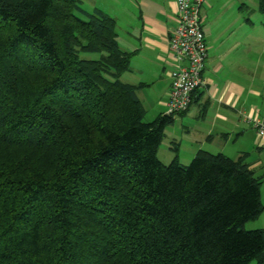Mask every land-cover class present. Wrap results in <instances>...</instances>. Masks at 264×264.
<instances>
[{"label": "trees", "instance_id": "16d2710c", "mask_svg": "<svg viewBox=\"0 0 264 264\" xmlns=\"http://www.w3.org/2000/svg\"><path fill=\"white\" fill-rule=\"evenodd\" d=\"M131 57L79 0H0V264H264L260 179L161 163L173 116L144 121Z\"/></svg>", "mask_w": 264, "mask_h": 264}, {"label": "crops", "instance_id": "0c3cea01", "mask_svg": "<svg viewBox=\"0 0 264 264\" xmlns=\"http://www.w3.org/2000/svg\"><path fill=\"white\" fill-rule=\"evenodd\" d=\"M79 1L86 10L99 9L115 19L118 46L132 53L122 81L137 87L139 99L150 91L157 97L154 105L166 107L169 73L177 65L169 48L177 24L175 0ZM247 1L205 0L200 10L208 53L202 71L205 85L193 92L190 107L179 114L181 141L170 149L182 165H188L185 161L191 162L199 150L232 160L244 156L261 181L264 204V140L244 121V117L264 118V25L262 20L257 25L251 21ZM113 8L119 20L111 15ZM232 145L234 151L228 149ZM253 222L250 229L264 230V212Z\"/></svg>", "mask_w": 264, "mask_h": 264}, {"label": "built area", "instance_id": "2783aa9c", "mask_svg": "<svg viewBox=\"0 0 264 264\" xmlns=\"http://www.w3.org/2000/svg\"><path fill=\"white\" fill-rule=\"evenodd\" d=\"M205 0H175L176 28L169 39L177 65L170 71L171 87L166 103V115H178L188 110L192 94L204 87L202 78L208 56L205 36L200 21V10ZM258 139L264 140V118L244 117Z\"/></svg>", "mask_w": 264, "mask_h": 264}, {"label": "rangeland", "instance_id": "374dc122", "mask_svg": "<svg viewBox=\"0 0 264 264\" xmlns=\"http://www.w3.org/2000/svg\"><path fill=\"white\" fill-rule=\"evenodd\" d=\"M84 4L88 5L87 2H85ZM245 4L248 8V9H245V11L249 10L251 21L253 23H255V25H257V24H260L259 22H260V20H262V25H264V13H262L259 9V0H248ZM89 10H91V9H89ZM110 12H111L112 16L117 17L116 11L114 10V8L111 9ZM118 20H119V18H118ZM262 43H264V42H262ZM88 57L94 58V56H90V55H88ZM145 96L146 97L144 98V100L140 98L143 101L142 104H143L144 109L146 111L145 116H144V121L149 122V121L154 120L159 115V113L166 114V112H167L166 107H163V108L161 107V109H160V108H158V106L154 105V101H156V98H157L155 93L150 92V91H148V92L146 91ZM164 100H166L165 97H164ZM173 120H174L173 124L166 127V129L164 131V136L162 138V141L159 145L158 152H157L158 160L160 162H162L164 165H169L173 161L174 157L177 158V153L172 152V150L170 148L171 147L173 148V146H174L172 143H177V142L181 141V136H182V132H183V129H181V127H180V123L182 122L181 116L174 115ZM228 149L231 151L233 149V151H234L236 148L234 145H232V146H229ZM182 152H184V150ZM180 153H181V151H180ZM184 155L185 154L183 153L182 156H184ZM185 162H187L185 164L190 163V161H185ZM261 174H262V169L256 171L257 176H260ZM253 223L254 222H249V223L245 224V229L247 231L253 230V229H250V227L254 225ZM250 264H255V262L253 261Z\"/></svg>", "mask_w": 264, "mask_h": 264}]
</instances>
